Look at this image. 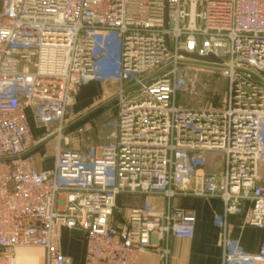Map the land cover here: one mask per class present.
Returning <instances> with one entry per match:
<instances>
[{"label":"built area","instance_id":"2783aa9c","mask_svg":"<svg viewBox=\"0 0 264 264\" xmlns=\"http://www.w3.org/2000/svg\"><path fill=\"white\" fill-rule=\"evenodd\" d=\"M108 36L117 123L113 142L87 157L65 149L85 126L64 130L78 120L77 88L99 80ZM192 56L225 67L209 69L228 81L221 106L177 104L178 61ZM53 135V154L33 150ZM208 153L223 154L221 172L205 171ZM128 197L168 208L129 207L120 222ZM183 198L219 199L225 218L245 211L258 251H240L223 221V264H264V0H0V264H18L20 248L71 264L57 230L83 236L84 264L150 254L166 264L162 244L195 235L194 210L173 204Z\"/></svg>","mask_w":264,"mask_h":264},{"label":"rangeland","instance_id":"374dc122","mask_svg":"<svg viewBox=\"0 0 264 264\" xmlns=\"http://www.w3.org/2000/svg\"><path fill=\"white\" fill-rule=\"evenodd\" d=\"M113 38L107 37L100 46L96 57V69L99 80L92 82L97 86L98 98L91 107H80V102L89 101L93 98L96 88L89 83L77 88V94L74 97L73 112L76 118H81L107 101L117 97L120 84L117 81V67L113 55ZM115 52V51H114ZM181 76L185 79L183 90L178 93L177 104L184 108H198L204 106L219 107L224 103L228 91V81L218 71L202 69L197 67L185 66L181 71ZM130 86V85H128ZM85 88V89H84ZM80 89L85 91L82 97H78ZM117 103L118 100L104 108L102 111L93 115L89 119L81 123L85 126V132L82 135L73 136L66 150H74L83 156L93 155L96 147L100 145H109L113 142V134L117 123ZM37 140L43 137L41 130H35ZM55 146V138L44 145V149L49 154H53ZM203 168L207 173H219L223 170L224 156L220 153L205 154ZM119 203L117 217L120 222L125 218L127 209L133 205L141 207H153L160 209L164 206L163 198H138ZM80 234L76 231L64 230V240L69 245L71 251L77 249L80 244ZM72 257V256H71ZM73 261L75 257H72Z\"/></svg>","mask_w":264,"mask_h":264},{"label":"crops","instance_id":"0c3cea01","mask_svg":"<svg viewBox=\"0 0 264 264\" xmlns=\"http://www.w3.org/2000/svg\"><path fill=\"white\" fill-rule=\"evenodd\" d=\"M91 84H93V88H96L94 96L86 102H80L78 98L80 107H91L98 98L97 86L94 83ZM84 89H80L78 97H82ZM30 122L34 125L31 117ZM134 199L138 198H121L119 203L124 205L123 202ZM164 202V206L158 210L168 208V202L166 200ZM173 204L194 210L196 215L195 235L191 240L170 238L165 245L162 244L167 247L169 253L166 264H223V249L218 242L223 221H226L231 240L238 242L240 251L250 254L258 251L261 232L257 228L244 224L245 211L239 215L225 218L223 204L219 199L183 198L175 200ZM132 207L139 206L133 205ZM79 237L81 241L79 247L71 251L64 240V231H56L55 242L61 246L71 264H84L85 261V243L81 234ZM71 256L75 257L74 261ZM17 263L46 264L45 251L41 248H20L17 251ZM138 264H163V261L160 254H150L142 256Z\"/></svg>","mask_w":264,"mask_h":264},{"label":"water","instance_id":"95a60500","mask_svg":"<svg viewBox=\"0 0 264 264\" xmlns=\"http://www.w3.org/2000/svg\"><path fill=\"white\" fill-rule=\"evenodd\" d=\"M178 64L182 65V66H191V67H197V68H203V69H214V70H224L225 69V67L221 66L219 61L216 60L213 56H209V57H205V58H201L198 56H192L191 58L179 60ZM115 101H116V98L111 99V100L107 101L106 103L94 108L93 110H91L90 112H88L87 114H85L84 116L79 118L77 121H75L74 123L69 125L64 131H67V130L81 124L82 122H84L88 118L92 117L96 113L100 112L104 108L108 107L109 105H111ZM55 137H56V135H53V136L47 138L46 140L39 143L33 150H37V149L41 148L46 143L53 140Z\"/></svg>","mask_w":264,"mask_h":264}]
</instances>
